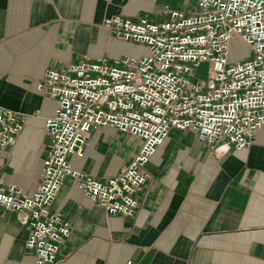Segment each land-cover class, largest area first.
Masks as SVG:
<instances>
[{
	"label": "crops",
	"instance_id": "0c3cea01",
	"mask_svg": "<svg viewBox=\"0 0 264 264\" xmlns=\"http://www.w3.org/2000/svg\"><path fill=\"white\" fill-rule=\"evenodd\" d=\"M166 0H0V105L29 115L0 153V183L35 190L49 138L44 118L56 101L37 90L47 67L124 56L102 24L120 14L160 18ZM177 7V6H174ZM133 144L122 153L123 139ZM140 140L98 127L72 165L94 178L114 175ZM126 149V148H125ZM146 181L130 217L111 215L64 178L51 208L70 226L55 264H264V126L246 148L212 150L191 132L171 129L145 164ZM28 227L0 215V264H33Z\"/></svg>",
	"mask_w": 264,
	"mask_h": 264
},
{
	"label": "built area",
	"instance_id": "2783aa9c",
	"mask_svg": "<svg viewBox=\"0 0 264 264\" xmlns=\"http://www.w3.org/2000/svg\"><path fill=\"white\" fill-rule=\"evenodd\" d=\"M135 19L120 14L102 21L126 44L146 47L138 56L83 59L47 67L36 87L54 99L44 118L49 138L38 184L31 193L0 183V215L10 210L28 227L33 264H55L70 226L51 208L68 178L85 198L111 215L130 217L147 177L145 164L171 129L191 132L215 150L250 145L264 126V0H196L193 9L168 4ZM236 37L250 54L230 60ZM207 62V75L198 68ZM29 115L0 105V153L12 145ZM110 127L140 140L136 152L103 180L76 169L91 132Z\"/></svg>",
	"mask_w": 264,
	"mask_h": 264
},
{
	"label": "rangeland",
	"instance_id": "374dc122",
	"mask_svg": "<svg viewBox=\"0 0 264 264\" xmlns=\"http://www.w3.org/2000/svg\"><path fill=\"white\" fill-rule=\"evenodd\" d=\"M169 4H173L174 6L181 7L184 6L189 11L190 9H193L196 0H166ZM146 47L139 45V44H126L124 46V55H134L138 56L140 53H145ZM250 54L249 47L236 37H233L230 41V54L229 59L230 60H236V59H242L244 57H248ZM207 62H202L198 68V75L201 78H205L207 75ZM123 145H125V148L122 150V153H124L126 150L129 151V148L132 147L133 143L126 138L123 139L122 142Z\"/></svg>",
	"mask_w": 264,
	"mask_h": 264
}]
</instances>
